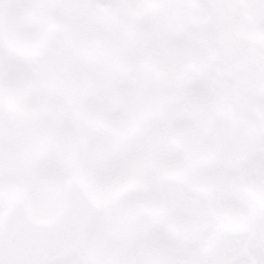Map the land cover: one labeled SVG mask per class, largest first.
<instances>
[{
  "label": "snow or ice",
  "instance_id": "snow-or-ice-1",
  "mask_svg": "<svg viewBox=\"0 0 264 264\" xmlns=\"http://www.w3.org/2000/svg\"><path fill=\"white\" fill-rule=\"evenodd\" d=\"M0 264H264V0H0Z\"/></svg>",
  "mask_w": 264,
  "mask_h": 264
}]
</instances>
